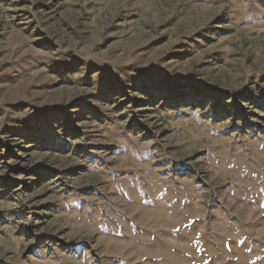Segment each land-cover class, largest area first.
I'll use <instances>...</instances> for the list:
<instances>
[{"label": "rangeland", "instance_id": "rangeland-1", "mask_svg": "<svg viewBox=\"0 0 264 264\" xmlns=\"http://www.w3.org/2000/svg\"><path fill=\"white\" fill-rule=\"evenodd\" d=\"M0 264H264V0H0Z\"/></svg>", "mask_w": 264, "mask_h": 264}, {"label": "trees", "instance_id": "trees-1", "mask_svg": "<svg viewBox=\"0 0 264 264\" xmlns=\"http://www.w3.org/2000/svg\"><path fill=\"white\" fill-rule=\"evenodd\" d=\"M179 95V93H176V96H178Z\"/></svg>", "mask_w": 264, "mask_h": 264}]
</instances>
